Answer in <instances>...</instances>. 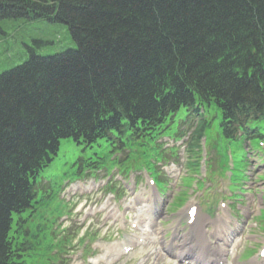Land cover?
<instances>
[{
	"label": "trees",
	"instance_id": "trees-1",
	"mask_svg": "<svg viewBox=\"0 0 264 264\" xmlns=\"http://www.w3.org/2000/svg\"><path fill=\"white\" fill-rule=\"evenodd\" d=\"M7 20L64 24L76 47L30 48L0 72V264L21 258L12 216L31 207L62 139L149 141L198 103L220 109L228 139L264 119V0H0V39ZM209 126L198 122L189 150Z\"/></svg>",
	"mask_w": 264,
	"mask_h": 264
},
{
	"label": "rangeland",
	"instance_id": "rangeland-1",
	"mask_svg": "<svg viewBox=\"0 0 264 264\" xmlns=\"http://www.w3.org/2000/svg\"><path fill=\"white\" fill-rule=\"evenodd\" d=\"M4 30L6 31V35L0 39V72L10 69L12 67H15L16 65L22 63L24 60H26L30 54V48H34L35 52L41 55H53L56 53H59L61 51L68 50L70 48H75L76 44L72 40V37L70 35V31L68 27L61 23H54L49 20H38V21H28V20H7L3 23ZM40 39L43 40L45 43L39 47L34 46V40ZM180 114H183V109L180 112ZM216 119L217 129L220 119ZM185 128V127H184ZM185 138L181 140H171L167 141V139H162L160 142L164 143V149H168L174 146H179L178 149H176L175 155L170 153H165V157L168 159H174L171 160L170 163L165 167L166 177L170 178V189H169V196L170 201H172L173 196L175 195L173 201L177 203L176 196H179V192H184L185 190V184L182 183L181 185L177 184V178H172L175 175L181 174V176H193V174L190 172L188 167L186 166V163L189 159H192L189 157V154L186 152L185 147ZM224 141V140H223ZM219 142V138L216 140H211V146H215ZM256 143V142H255ZM202 154H201V160L199 161L200 165V175H198L199 180H203L204 177L202 176V172L207 169L209 172L207 179L205 180V183H201V186L198 188L197 182H191V186L188 188L187 192V201L191 197V190L196 188L197 193H194V197H197L196 201L201 204V212L202 210L205 211V206L212 201V197L215 196L217 200L221 201L224 199L225 194L229 195L230 192L227 190V180L220 181V183L212 182L210 179L212 177L218 176L219 174V168L217 167L216 158L218 155L215 153L214 150H211L207 145L204 146V143L202 142ZM80 145H78L71 137L62 139L60 143V149L59 154L55 158V160L45 168L41 172V177L44 180V183L42 186H46L49 184L48 182L58 181L61 177L71 174L77 163V157L80 154L79 152ZM237 149V144L234 147V152L232 159L227 158L220 154V160L219 164L223 165V167L227 166L230 167V163L233 162L236 163H242L241 161V150ZM185 150V151H183ZM261 154V153H259ZM253 163L251 162V165L249 166V170L247 172V175L249 178H247L248 182L245 183V188L249 190V188H252L251 191L244 195V201H242V204L240 205L239 212L233 211L232 214L229 216L228 220L233 224H240V225H246L247 230L245 233V241L244 245L241 247L240 252L242 254L240 264H253L252 257H255L259 254V251L261 247L264 245V206H263V199L262 194L264 192V179L259 178L256 176V173H262V169L255 170L253 167L255 165H259L261 163V160L257 156H253ZM162 163V162H161ZM210 163L211 169H214L215 171H212L210 174V168H208L207 164ZM239 165V164H238ZM138 176H140V173L135 172ZM170 174V175H169ZM87 177L82 180H78L75 183L71 184L67 190L65 189V193L62 194L65 199H68L69 197L73 199V207L74 210L71 214V219L69 220H63V215L70 214L71 212L67 211V208L64 209L65 213L60 216L59 223L70 230V237L72 240V244L75 249V255L73 256V259H71L70 264H79V262L76 261V257L78 254L83 253L86 258L91 256H97L99 254L104 255V252L98 251L97 246L102 245L105 240H107L106 243L110 242L113 239H119L117 242L121 241L122 239H125L126 233L121 234L119 233V224H117L115 227L108 223L105 226V219L99 216H96L94 218H86V212L90 209L91 205L96 206V204L101 200L100 194H93L91 196L84 195L83 192H85V188H93L95 185H100L102 188L101 192H103L104 196L102 198H105L106 201L110 200V196L107 195V187L105 188V185L107 181L110 183L112 182L114 185L118 181H123L122 175L116 172L111 173V178L108 180L106 179L104 172H98L97 178L98 180H95V178H90V174H86ZM134 177V176H133ZM131 177L129 179V184L134 183V179ZM210 178V179H209ZM41 180V181H42ZM189 182V181H188ZM41 186V187H42ZM74 187H80L77 194H75ZM120 185H118V188ZM138 191H141L140 186L137 187ZM129 198L128 193H122L120 196V202L123 203L126 201V199ZM173 201L170 205V210H168L167 214V207L164 211V216H162L159 220L153 221V223L150 224L152 228L155 229V231H158L160 229V225L164 224V228L166 230H170L174 234V227L175 224L179 222L184 221L183 217V210L185 207V203L182 204V206L176 208L175 205H173ZM183 200H179L178 203L181 204ZM241 201V200H238ZM183 207V208H182ZM263 207V215L257 218V215L259 214V210ZM215 213L217 214L220 210L219 203L215 205ZM96 209V208H95ZM176 209V210H175ZM236 209V208H235ZM261 221V222H260ZM14 227V226H13ZM108 231H110V234L107 235ZM98 233V236H97ZM157 233V232H156ZM91 234H94L96 237L93 240L91 239ZM172 234L168 237L171 238ZM176 237V235H174ZM90 242L88 245V251L83 252V248L85 247V244ZM49 242H45L43 245V249L41 250L40 254L35 258V262L37 264H52L54 261V257L49 255V250L47 249ZM252 249H254L252 252L246 253L249 254L248 256H244V252H248ZM152 247H148L146 249H141L140 251L136 252L135 254L123 258L122 261L119 264H140L142 262H145L147 258L151 255ZM149 255V256H148ZM148 256V257H147ZM153 256L150 258V262L152 261ZM169 261V260H165ZM24 264H34L30 263L28 260ZM118 264V263H117ZM149 264V263H148ZM160 264H168V262H164L163 260L160 262Z\"/></svg>",
	"mask_w": 264,
	"mask_h": 264
}]
</instances>
